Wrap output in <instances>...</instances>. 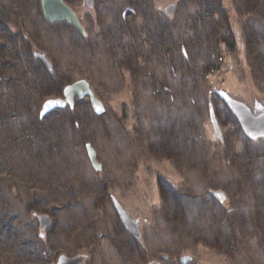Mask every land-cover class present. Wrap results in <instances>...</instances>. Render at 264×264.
Masks as SVG:
<instances>
[{"label":"rangeland","instance_id":"374dc122","mask_svg":"<svg viewBox=\"0 0 264 264\" xmlns=\"http://www.w3.org/2000/svg\"><path fill=\"white\" fill-rule=\"evenodd\" d=\"M64 2L84 35L41 0H0V264H264V138L218 94L264 106V0ZM79 79L101 113L76 97L39 115Z\"/></svg>","mask_w":264,"mask_h":264},{"label":"water","instance_id":"95a60500","mask_svg":"<svg viewBox=\"0 0 264 264\" xmlns=\"http://www.w3.org/2000/svg\"><path fill=\"white\" fill-rule=\"evenodd\" d=\"M87 9H91L93 6V0H84ZM175 9V4L170 2L163 8L164 13L171 17ZM41 11L43 17L48 21L65 20L71 24L81 35L85 34V30L81 25L76 13L73 9L64 2V0H41ZM34 55L42 60L47 68L50 67V63L46 59V56L40 52H34ZM218 94L228 107V109L234 114L239 122V125L244 134L251 140H258L264 138V106L260 103H255L254 108L243 100L232 97L224 90H218ZM88 97L91 107L96 113H101L104 110L102 102L95 96L89 83L85 79H79L66 84L62 89V97H54L46 99L42 105L39 115L43 116L46 113L55 110L56 108H62L65 106L72 107L75 98ZM213 123V121H212ZM85 151L88 160L95 171L100 170L101 164L96 159V151L90 145L85 143ZM112 207L121 222L124 229L135 239H141L140 221L135 219L122 205V203L114 196L110 195ZM39 220V236H42V231L50 224V219L46 214H40L37 216ZM166 258V256H162ZM87 259L85 254H75L68 256L64 253L58 254L56 261L53 264H82ZM189 258L183 256L181 258L182 263L187 262ZM148 264H160L156 260L150 261Z\"/></svg>","mask_w":264,"mask_h":264},{"label":"trees","instance_id":"16d2710c","mask_svg":"<svg viewBox=\"0 0 264 264\" xmlns=\"http://www.w3.org/2000/svg\"><path fill=\"white\" fill-rule=\"evenodd\" d=\"M32 57H34V60L36 61V64L39 66V67H43L44 69L46 68L44 65H43V63L40 61V60H38L34 55L32 56ZM48 62L50 63V61L48 60ZM51 66V65H50ZM51 67H49L48 69L46 68V70H47V72L48 73H52L53 72V69H52V71H51ZM63 76V78H64V75H62ZM59 77H61V75H59ZM62 79V78H61ZM248 138V137H247ZM248 140H250L251 141V143L252 142H258L259 141V139L258 140H251V139H249L248 138ZM262 140V139H261ZM143 219H145V218H143ZM137 240V239H136ZM138 241V243L139 244H141V240H137Z\"/></svg>","mask_w":264,"mask_h":264},{"label":"flooded vegetation","instance_id":"af4514ba","mask_svg":"<svg viewBox=\"0 0 264 264\" xmlns=\"http://www.w3.org/2000/svg\"><path fill=\"white\" fill-rule=\"evenodd\" d=\"M34 54V53H33ZM35 56V55H34ZM36 57V56H35ZM38 60H40L42 62L41 59H39L38 57H36ZM43 63V62H42ZM43 65L46 67V65L43 63ZM47 68V67H46ZM48 69V68H47Z\"/></svg>","mask_w":264,"mask_h":264}]
</instances>
